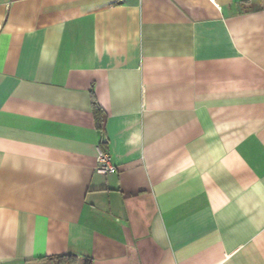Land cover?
Wrapping results in <instances>:
<instances>
[{"label": "crops", "instance_id": "crops-1", "mask_svg": "<svg viewBox=\"0 0 264 264\" xmlns=\"http://www.w3.org/2000/svg\"><path fill=\"white\" fill-rule=\"evenodd\" d=\"M59 254L264 264V0H0V264Z\"/></svg>", "mask_w": 264, "mask_h": 264}, {"label": "trees", "instance_id": "trees-1", "mask_svg": "<svg viewBox=\"0 0 264 264\" xmlns=\"http://www.w3.org/2000/svg\"><path fill=\"white\" fill-rule=\"evenodd\" d=\"M93 113L97 125L99 126V128H101L104 131L105 121L107 119L106 111L99 103L95 102L93 106ZM104 138L106 140L105 133H104ZM102 146L104 147L103 143ZM45 258L53 259L56 261L57 264H78V256L75 254H59V255L47 256ZM92 263H93L92 259L90 258L87 259V264H92Z\"/></svg>", "mask_w": 264, "mask_h": 264}, {"label": "built area", "instance_id": "built-area-1", "mask_svg": "<svg viewBox=\"0 0 264 264\" xmlns=\"http://www.w3.org/2000/svg\"><path fill=\"white\" fill-rule=\"evenodd\" d=\"M97 159L99 162V164L96 167L97 172L107 174L117 171V166L112 161L110 152L107 149H105L103 146L98 148Z\"/></svg>", "mask_w": 264, "mask_h": 264}]
</instances>
